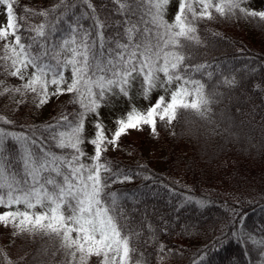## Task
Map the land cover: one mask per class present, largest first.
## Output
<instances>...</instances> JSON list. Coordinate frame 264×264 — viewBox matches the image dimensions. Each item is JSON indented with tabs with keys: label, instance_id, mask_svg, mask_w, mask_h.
Instances as JSON below:
<instances>
[{
	"label": "snow or ice",
	"instance_id": "1",
	"mask_svg": "<svg viewBox=\"0 0 264 264\" xmlns=\"http://www.w3.org/2000/svg\"><path fill=\"white\" fill-rule=\"evenodd\" d=\"M111 3L119 5L115 13L109 5L94 6L92 0H60L55 8L41 12L25 6L23 14L18 16L12 2L0 0V4L6 6L0 39L7 40L10 35L14 38L11 44L4 45L6 53L14 54V57H4L12 60L15 70L10 75L23 79L22 69L29 66L35 69L22 89L6 88L5 92L31 90L38 93V106H42L49 102L50 96L66 91L74 95L73 104L79 105L71 112H62L43 130L15 131L0 126V205L24 204L26 208L23 212L0 213V223L15 228V236L30 233L34 238L39 237L34 243L45 237L58 240L60 247L57 251L70 255L76 264H85L91 255L102 257L100 264H117V258L119 264H130L132 253L136 251L131 240L138 236L135 226L139 225L141 230L151 229V224L139 217V204L135 211L126 209L117 192L106 191L113 183L130 182L139 172L121 169L112 161L101 162V155L107 150V145H117L121 135L130 128L139 129L146 124L155 134L157 117L160 120L167 118L171 123L177 108L200 110L201 106L209 103L204 92L205 84L194 79L193 74H206L212 78L216 66L195 63L194 50L190 44L184 43L199 42L195 36V22L212 19L213 8L225 18L239 13L264 20V11H249L241 6L244 0H219L215 4L212 0H180L171 25L161 18V11L168 0H111ZM195 6L201 10L197 12ZM117 15L124 18L117 19ZM145 15L151 16V22L157 27L163 26L164 31H157L153 36ZM37 16L45 19L34 26L30 21ZM141 23L143 28L139 27ZM25 32L28 33L27 38L22 35ZM62 53L70 55L62 59ZM69 67L71 83H67L64 77V69ZM137 71L144 76L145 96L157 86L159 72L165 76L160 86L178 82L176 89L171 92L170 101L165 102L161 96L146 113L133 109L126 118L117 120V129L108 139L99 120V101L114 88L127 96L133 74ZM215 82L229 88L237 85L236 77L225 73L216 75ZM49 84L55 85V92H48ZM64 84H67L66 88L61 87ZM249 84L259 89L264 81ZM189 96L194 97L190 103L187 100ZM90 113L97 118L95 136L89 141L95 146V154L91 157L92 164L85 165L81 163L85 153L80 145L83 143L85 119ZM0 124L15 129L19 121L0 117ZM6 141L18 142L22 149V170L17 163L15 145L8 143L5 150ZM52 142L57 148L72 151L57 155L48 146ZM151 179V175L144 177L146 182ZM65 205L71 209L69 216L61 211ZM37 206L45 210L40 213L30 211ZM72 232L76 233L75 238ZM13 249L15 251V245ZM22 251L24 255L17 261L14 252L0 248V264H37L35 250L33 253H28L27 249ZM197 255L199 260L195 264H203L207 252ZM50 256L57 258L56 252Z\"/></svg>",
	"mask_w": 264,
	"mask_h": 264
},
{
	"label": "trees",
	"instance_id": "2",
	"mask_svg": "<svg viewBox=\"0 0 264 264\" xmlns=\"http://www.w3.org/2000/svg\"><path fill=\"white\" fill-rule=\"evenodd\" d=\"M9 2L19 16L25 6L41 12L55 8L60 0ZM92 3L109 5L113 13L119 7L111 0H92ZM212 16L195 22L198 43L184 41L194 50L195 63L216 66L212 78L193 74L194 79L205 84L209 103L200 111L177 108L170 133L163 121L156 120L155 134H144L137 139L121 136L118 145L123 156L109 151L101 155V162L112 161L121 169L139 172L130 182L113 183L106 189L117 192L126 209L135 211L139 204L140 219L151 224V229L144 230L135 226L138 236L131 240L136 251L130 264H160L166 253L174 264H195L199 260L197 254L205 251L203 264H264V85L256 89L249 84L264 81V20L239 13L225 18L216 11ZM161 18L168 24L162 14ZM44 19L37 16L30 23L35 26ZM144 19L153 36L164 31L163 26L151 22V16L145 15ZM139 27L143 28L144 24ZM22 35L27 38L28 33ZM66 56L62 53L61 58ZM220 73L235 76L237 85L229 88L215 82ZM4 77V65L0 61V86ZM10 97L5 89H0V117L18 120L19 124L15 129L10 125L0 126L15 131L43 130L62 112L79 107L73 104L74 97L67 96L44 117H38L29 107L32 104L29 100L9 108ZM8 143L15 145L17 163L22 170V149L18 142L6 141L5 150ZM147 145L155 146L157 156L145 153ZM48 146L57 155L72 151L57 148L54 142ZM146 175L152 179L146 182ZM13 233L7 227L0 230V248L14 252L17 261L24 255L22 250L27 249L28 253L35 250L37 264H76L70 255L57 251L58 240L45 237L34 243L39 237ZM52 252H56L57 258L50 256ZM85 264H100L99 258L93 256Z\"/></svg>",
	"mask_w": 264,
	"mask_h": 264
},
{
	"label": "rangeland",
	"instance_id": "3",
	"mask_svg": "<svg viewBox=\"0 0 264 264\" xmlns=\"http://www.w3.org/2000/svg\"><path fill=\"white\" fill-rule=\"evenodd\" d=\"M32 2L38 3L41 0H31ZM212 2L218 3L219 0H212ZM180 0H168V3L164 5L161 14L164 16L168 24L171 25L174 23L176 11L178 9ZM242 7H246L249 11H264V0H244V3L241 5ZM196 11L199 12L201 9L199 6H195ZM5 11L6 6L4 4H0V27H3L5 25ZM215 11V9H211V12ZM14 38L10 35L7 40L0 39V50H1V58L0 61L4 65L5 69V77L3 79V82L1 83L0 89L4 91V89H17L21 88L24 84H26L33 75V72L35 71L34 68L31 66L27 67L26 69H22L23 72V79H21L19 76H12L10 73L14 71L15 69L12 67V60L8 59L5 60L4 57L6 55L13 56L14 54L11 52H7L4 49L5 44H11L13 42ZM68 56L70 53H66ZM160 63H163V59L160 60ZM134 79L132 80L131 87L128 89V95H123L118 88H114L111 92H107L102 100L99 101L100 107L98 111L100 112L99 120L103 124L104 127V134L108 139H111L114 135L116 129H117V120L126 118L127 114L135 109L139 113H146L147 110L152 107L153 104H155L156 99L163 96L165 98V102L170 101L171 99V92L175 91L176 84L178 82H173L171 85H165L164 87L160 86V83L165 80V76L163 72L157 73L158 76V83L157 86L153 87L145 96L144 94V76L137 71L133 74ZM71 68H67L64 71V77L67 83H71ZM50 78V77H49ZM67 84L61 85V87L66 88ZM48 92L53 93L55 92V85H48ZM94 91L98 92L99 89H94ZM10 101H9V108L16 107L18 102L29 100L32 102L29 107L34 109L35 114L38 117H44L46 114H48V111L53 105L59 104L62 102V100L65 97H74L72 93L64 92L63 94L50 96L49 102L45 105L38 106L39 105V95L36 92H32L31 90H22L20 92L12 91L11 92ZM194 97L189 96L187 97L188 102L190 103ZM27 107V106H26ZM30 108V109H31ZM203 106H201L200 110H202ZM198 110V111H200ZM96 116L93 114H88V116L85 119V125H84V132H83V143L80 145L82 146V150L85 153L83 157H81V163L85 165H91V157L95 154V146L90 144L89 141L94 138L95 136V123H96ZM156 120H160L159 117L156 118ZM163 121V124L165 125L167 131L171 132V126L170 123L167 121V118ZM144 134H154L150 128L149 125H142L139 129L136 128H130L127 130L126 134H123L121 136L130 138V139H137L141 137ZM154 145H147L145 148V153L147 155H153L154 157L157 156V150H155ZM155 150V151H154ZM111 154H120V156H123V152L119 150V145L113 146L111 144L107 145V150ZM25 211V205L24 204H18V205H12L11 207H6L4 205H0V213L3 212H9V211ZM45 209L37 206L34 209H31L30 211L40 213L43 212ZM61 211L65 216L71 215V209L68 208L66 205L61 208ZM2 228H6V226L2 223H0V230ZM7 228L12 232H15L16 229L13 228L11 225L7 226ZM72 237H76V233H71ZM95 255H91L87 258L86 261H89L91 257ZM99 258V263L102 260V257ZM174 260L170 258V255L166 253V255L163 256L161 259L160 264H174ZM117 264H119V258H117Z\"/></svg>",
	"mask_w": 264,
	"mask_h": 264
}]
</instances>
